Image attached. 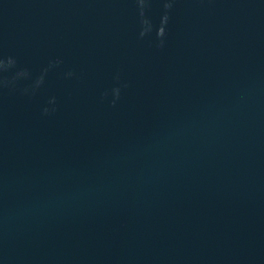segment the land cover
<instances>
[{
  "label": "water",
  "instance_id": "95a60500",
  "mask_svg": "<svg viewBox=\"0 0 264 264\" xmlns=\"http://www.w3.org/2000/svg\"><path fill=\"white\" fill-rule=\"evenodd\" d=\"M0 264H264V0H0Z\"/></svg>",
  "mask_w": 264,
  "mask_h": 264
}]
</instances>
